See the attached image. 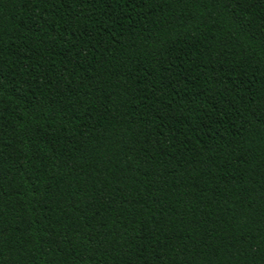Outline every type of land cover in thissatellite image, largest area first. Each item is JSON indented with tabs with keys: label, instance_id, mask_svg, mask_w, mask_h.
<instances>
[{
	"label": "trees",
	"instance_id": "1",
	"mask_svg": "<svg viewBox=\"0 0 264 264\" xmlns=\"http://www.w3.org/2000/svg\"><path fill=\"white\" fill-rule=\"evenodd\" d=\"M0 264H264V0H0Z\"/></svg>",
	"mask_w": 264,
	"mask_h": 264
}]
</instances>
